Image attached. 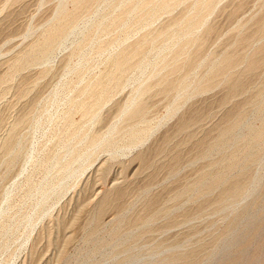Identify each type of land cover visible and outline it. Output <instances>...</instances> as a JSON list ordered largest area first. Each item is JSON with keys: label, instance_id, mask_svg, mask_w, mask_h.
<instances>
[{"label": "rangeland", "instance_id": "obj_1", "mask_svg": "<svg viewBox=\"0 0 264 264\" xmlns=\"http://www.w3.org/2000/svg\"><path fill=\"white\" fill-rule=\"evenodd\" d=\"M5 1L6 0H0V7L3 6L2 4ZM58 1L59 0H16V2L14 1L15 3H13L11 0V3H13V5H11V3H10V7L8 6L6 9L0 11V78L1 77L4 78V79H2L3 81L0 79V82H2V83H0V86L5 83L4 82L5 79L8 80L10 78V79L14 80L13 81L14 83L12 82V84H11L12 86L10 85L11 88L9 87L10 89H8L9 92H7V91L5 92V90H4V92L7 94L2 92L3 87H0V94L2 92V94L0 95V140L6 134L7 127L11 122H13V120H15L18 117L21 118L23 114L26 115L31 109L33 110V111L31 110L33 113L35 112L34 109H36V108H37L36 112L38 111L37 113L35 112L34 115L31 114L32 116H30V117H29V115L32 112H29L28 113L29 115L26 117V119H28V122L32 121V123L25 122L26 121V119H25L24 124L23 123H22L23 125L20 124L17 131L15 132L16 134H14V138L16 137L15 138L16 143H19V142L21 143L23 140L24 141L20 145L21 147L17 150L19 157L15 159V161H14L15 163L14 162L12 163L13 166L11 164V166L9 167V170L6 166H1L2 168L0 167V229L3 227L0 231L1 232H2V230L4 231V229H5L4 227H7L8 221L11 222V223H8L9 227L7 230H9V231L7 232L5 230L2 234L0 233V240H1L0 241L1 242L0 243V264H135V262H134L135 260L139 262V263L136 262V264L137 263L140 264L141 261L143 264H145L148 261L149 262L162 261V260L166 259L167 257H168L167 259H169L170 256H175V255L176 256L184 255L185 257L188 256L189 259L187 260V264H189V263L190 264H200V263L201 264H264V210H263L264 209V205H263L264 204V201H263L264 196H262L264 193V188H263L264 187V180L261 179L262 180L261 183L263 185L260 184V186L258 183L261 180L259 182L257 181L258 179H260V177L264 178V176L262 175L264 173V171H263L264 164L261 162V161L264 162V158L261 157L262 154L264 155V152L259 155V158H257L258 156L254 157L255 160H256V158L259 159V161L257 160V162L255 163L256 165L257 164L259 165V166L257 165V167L259 168V167L263 166V168L261 167L258 169L256 166H251L252 165L251 163L253 162L251 160L250 161L251 163L249 162V166H248V163L245 165L246 166L245 169H238L239 172H237V170L236 171L233 170L232 172H229L226 174L227 177L224 175L225 179L223 178V180L220 181V183L217 181L216 186H215V184H212L211 185L212 187L210 188V190L212 189V191L214 193H212V191L208 190L209 193L207 194V196H209V197L202 196V198H201V197H199L200 195L199 196L194 195L195 198H194V196H191L193 198H190V197L188 198V195H186V196H183V199H181L182 197L177 196V194L180 195L181 191H183L184 188L190 187V185L192 183L199 180L202 177L201 175H204L205 173H208V172L210 174H211V172L212 173L217 172V171H213L212 168L214 165H212V164H213V162H217V160L220 161L219 159H217L218 157L220 159H222L224 156L222 157L221 153H220L221 154L220 155L219 153L216 154V152H215L216 155L214 153H212L210 156H207L208 158L206 157L207 158L206 159L205 156L207 154L205 152H206V149L208 150L209 148H211L215 145V143L218 139H216V141L214 139L216 138V136L218 137V134H217L218 131L220 132L221 129H223V127L226 126V125L224 126V121L228 120L229 122H231V121H233L234 117L240 118L239 115L241 116V114L245 115V116H248L249 114L251 115V113H249V114L246 113L250 110L249 104L251 103V99H252L251 96H248V97L242 96L241 98H237L236 99L237 101L232 102L233 104H230L229 105L230 107L227 106L226 110L220 109L219 105L220 106L223 105L224 104L223 101L226 99L224 96L227 97V95L230 96V94H231V93H229V94L227 93L228 91L226 88L229 85L230 86L228 87V89L230 88V91H233L231 89H238V88H241L243 86H244V88H250V86L252 88H257L258 81L260 80L259 81V85H260L261 81L263 80V79H261V77L264 76V75H262V72L259 71V73L258 72L254 73L256 76L253 74V77H252V74H250V76L249 75L248 76L243 75L244 78L245 77H247V78L244 79L242 76V78L245 80L244 81L240 77L242 79V81L239 80L240 78L238 79V81H240L238 83H240V84H238L237 81L235 80L232 83L231 82L228 84L226 83V85H228L226 87H224L225 84H222V86L220 85L221 87L214 89V91L212 90L210 93H208L207 95H205L203 97L202 96H199V97L195 96L188 103H186V105H184L182 107L183 109H181V113L179 112V114L176 118L168 121L166 123V125L164 124L163 126H161V128L158 131H156L154 133V135H152V137L150 138L149 141H147V143L145 144V147L143 149L137 150L135 152L133 151V153L126 151L128 153L127 154L126 152H123L125 150L124 148L126 146L125 143L128 142V139H126L127 138L126 136H128V135H126V134H127V131L129 129H126V127L131 128L132 125H134V123L131 121H129V122L121 121L120 123H116V118L118 116L120 108H122L123 105L127 103V100H130L128 98L130 96H128V95H131L130 98H132V96H134L136 94V93L133 94V92H136L137 88H139V87L143 88L142 87L143 82L145 83V79L148 76L147 73L145 74V72L148 71V73H149L150 72L149 68L151 70V67H148L149 64H148V66H146L147 67V70H146V67H145L146 63L145 64L143 63L144 67L143 66H142L143 68L138 67L139 68L138 70L140 71L142 69L141 70L142 72L140 71L139 73H144L146 76L145 75L141 76V74L139 75V73H136L137 72L136 66H140L138 64L135 65L136 62L138 61V59L140 58V57H138L137 61L134 60L135 62L132 63L135 66V68L133 67L135 69V71L133 70V72H132V67H131V69H129L130 70L129 74L127 73V74L123 75V77L122 76L119 77L120 80H122L124 78V76H126L125 79H123L121 82L117 83L119 85L115 84L118 86V88L123 87V89L121 90L122 92L120 91L118 94H116V96L112 100L113 102L111 101L110 103H108L106 105V107H104V109H102V112L100 113L102 116L101 121H99V123L94 124V125H91V124L86 125L89 122H85L86 120H84V121L82 120L79 123H82L81 125H82V127H84L85 131L83 130L81 125H77L78 128H76L77 127L76 126L75 128L71 129V130L75 129L74 132H77L78 134H80L79 136H81L82 134H84L87 131H90V132L92 131L91 133L93 135L100 137L102 134H103V136L107 135L109 133L108 131L112 130L111 127L113 124V127L116 126V128L114 129V130H116V131H114L116 133L113 132V134H115L114 135L116 137L115 141L118 143V144L115 143V145H118V146L121 145L122 146L124 144L123 145L124 147H118V150H116L117 146H115V147L113 146V148L110 147L111 149L107 148V149H110V151L112 149H113L112 151L115 150L116 153L112 152V151H111V153L110 152L108 153L107 149H104V151H103V149H100V150L99 149H93L91 151L92 148L90 150H88L90 147L87 148L83 142L82 144H84V145L80 144V145H82V149L79 151V149L77 150L78 147H75L76 145H78L79 148H81L79 145V142L78 143L76 142V141H78V139L77 140L69 139L70 136L66 134V132L68 133L71 131L70 129H68V131H67V127L70 128V126L67 124L66 121H64V123H62L63 120L60 121L61 120L60 119L59 122L57 123V121H55V119L58 120L59 117L62 118L64 116L65 112L67 113L69 111L67 108V106L69 107V101L73 98L76 99L75 95H77V92L79 91L80 88H81L80 90H82V87L83 88L85 87L86 81H87L86 82V85H87V83L89 84L92 81L93 82H95V80L97 81L98 76H99V79L101 78V75H102V77H103V75L106 76V74L108 73V70H109V67H106V64H107V66H109V64H108V62H101L102 59H103L102 61H104L106 59L105 57H107V55H104V53H105L104 49L106 52L108 51L107 54H109V51L111 52V49H112V48H107L110 46V44H111L110 42H112L116 38L115 35H117V34L119 35V36L117 35L118 38L122 37L124 35L123 31L125 30V28H123V29L120 28V29H116V30L112 29L113 32L111 30L112 33L111 32H110L111 34L108 33L109 38H108V36H106L108 34L99 35V33L98 34L96 33L97 36L94 35L95 34L94 29L96 28V25L100 20V17H102L103 15H105L107 13L105 10H108V8L106 9L105 7L101 6L98 3L100 0L99 1L95 0V2L101 6L100 7L101 11H100V8L98 7V11H100L99 12L100 14H98L97 17L95 15L96 14L95 13V10H96L95 6H97L98 4H96L95 2H93V4H95V5L94 6L92 5V7L94 9L92 8V9H90V11H88L91 14L93 13L92 15L93 16L95 15L94 17L90 13L87 14L86 11L89 10L87 8H86L87 9L86 11L83 9V11H85L84 13L81 12L82 10L79 12L82 14L86 13L84 15V16L87 15L86 17H84L81 14L79 15L78 13H77V17H76L77 19L81 18L82 22H83V20L92 21V23L94 25L91 22H89L92 25L87 23V26H85L86 22H83V23L80 22L79 24L80 25L83 24V26L81 27L78 25L79 28L77 27L78 28L77 30L83 29L82 30L83 33L80 30L79 31L81 33L75 29L74 31H72L73 33L71 32L69 34L70 36L68 35L66 37V39L68 38L67 40L66 39L62 40L64 44L62 42H59V44L56 45V46H58L59 49L57 47L56 48L59 51L55 48V50H54L55 52L53 51L52 55L47 54L46 55L47 57L45 56L46 58L45 57L41 58V59H44L46 61H44V60L42 61L41 59H38V62L35 61L36 62L35 63L33 61L34 59L32 60V58H30L27 60L28 62L26 61L24 64L25 69L23 70V73L22 72L16 73L15 68H13L11 66L12 62H11V64H5V63L6 62L10 63L8 61H10V60L12 61L16 58L18 59L19 58L18 56H20V54H21V56L25 55L26 52H29V50L33 47L31 44L34 43V45H37V43L39 44V43L43 42V40L41 41V39H44L43 38L44 34L41 35L40 33L43 32L42 28L44 27V25H46V23L49 22V20L52 19V17L55 18L56 12H57L56 9L58 8L56 6H58L57 4H60V1L59 2ZM146 1H149V0H146ZM192 1L193 0H191V3H190V0H189L188 1L189 4L192 5V3H193ZM261 1L263 2V0H227V1L223 2L224 4L220 3L218 5L219 9L216 8V11L211 15V17L209 18L210 20H208L209 25L212 27H211V31L205 35L206 36L205 41L207 42V46L204 47L203 51H202V54L204 55V57L206 54L205 53L206 51L204 50L205 48H206V50L209 51L206 54L207 56H208V54H210V52H213L214 54L221 52L220 54L224 55L225 50H227V52H228V48L226 46L231 45L230 43L233 42L234 44H237L236 42L244 40L245 37L246 38L247 37L252 38V35H254L256 28H257L256 23L258 21H260V19H258V18H260L259 16L264 15V11L263 10H262L263 12L261 11V4H262ZM100 2H102V1H100ZM188 2H185V3L187 4ZM189 4H187V6ZM184 5L185 4H182V7ZM191 5H189V6H191ZM189 6L187 7V9L185 7H183L185 11L182 15L179 13H182L180 11H183V10H181L183 8L179 7L177 10H174V12H173L174 15H172L173 20L178 18V17H176L178 15L180 17L177 20H180V18L190 10ZM102 9H103V11H102ZM55 10H56V12L54 13ZM91 10H93L94 12H92ZM118 14H119V12H118ZM118 14H116V15H118ZM78 15H79V17H78ZM144 15L145 14H143V13L140 14V16L142 18L146 17V16L144 17ZM80 16H83L85 19L80 17ZM252 16H254V17H252ZM88 17H90V18H88ZM141 17H140V19H142ZM168 17H166V16L162 17V18L159 17L158 18L159 20H156V22H154V27L151 26L153 29L150 27L151 31H149V33L147 32L148 30L147 31L144 30V31H146V33H144V31H142L143 33L140 32L137 35L138 37H136V38L140 39L139 36H141V35H142L141 38L144 37V35L147 37L149 35V38H150L152 36L151 35L152 31L154 33L153 34L154 36H152V38L155 37L157 34L156 31L157 30L159 31V29L160 30L163 29L166 26V24H168V23L165 24V22H168V19L171 18V15H169ZM93 18H95L97 20V22L95 19L93 20ZM97 18H99V19H97ZM250 18L251 19L254 18V20H256V21L252 20L253 22L250 21L249 23H247L246 21H249L248 19H250ZM52 20H54V19H52ZM135 20H139V16L135 17L133 19V21H135ZM244 20H245V22H244ZM170 21H172V19ZM240 22H241V24L247 23L248 27H246V29L244 28V30H245V31L243 30L244 34L242 32V34L240 33L239 35H237L238 38L235 42L236 38L232 36L231 31L234 32L235 29H233V28L234 27L236 28L237 26H239ZM251 23L253 25L254 24L255 25L253 26ZM40 26H41V28H40ZM84 26H85V28L87 27L86 29H88V28L90 29L93 26L92 27L93 29L91 28V30H90L91 33L87 32V34H89L90 38L88 35H87V37H85V39L82 37L84 35V31L86 30L85 28H83ZM254 28H255V30H254ZM27 29L31 32L27 35V37L23 38L24 33L26 31H28ZM37 30H39V31H37ZM118 30H121V31L119 33H117ZM40 31H42V32H40ZM114 31L116 32V34ZM121 32H122V34H121ZM160 32L161 31H159L158 34ZM147 33H148V35H146ZM234 33H233V35L235 36ZM90 34L91 35L93 34L92 38H93V36H96V38L94 37V39L95 40L97 39L96 40L97 42L95 40H93V41L90 40V39H92ZM110 35H111V37H110ZM100 36L102 37L101 41L104 42L105 45H106V42L108 41L107 47L105 45H102L101 44L102 42L100 43V38H101ZM79 38H81V39L83 38L84 44H86L85 47L83 45V48L81 50V54L86 49H87L86 52H88V50L90 52H88V53L85 52V53H83V55L80 54V59L78 58L79 56L76 57V59H78V61H77L75 58L72 57V55L76 52H74L73 49H70V47L72 45L75 46L78 42H80L81 39H79ZM87 38H89L88 41L89 40L91 41V42H88L89 44H87V42H86ZM233 38H235V39H233ZM36 39H38V40H36ZM75 42H77V43H75ZM206 42H205V45H206ZM72 43H75V44H72ZM233 43H232L231 47L234 48V50L236 48H239L237 45L236 46L233 45ZM59 45L60 46L62 45V47H59ZM87 45H91V46H89V49H88ZM99 45L101 46V49H102V47L104 49L101 50ZM147 45H149V44H146V46ZM96 46L98 48H96ZM144 46H143V49L145 50ZM156 46L157 47L160 46V47L158 49H156L157 47L154 48V50H153L154 52H152V54H151L152 56H155L156 54L158 55V53L160 56L164 52L163 51L164 49L161 50V47L164 46L162 43L160 45L157 44ZM28 47H31V48L28 49ZM231 47L229 48L230 51L228 53L231 52L232 54H234L235 51L237 52V49L235 51L233 50L234 51L233 52L231 50L232 49ZM72 48H73V46H72ZM94 48H96V49H94ZM90 49H92V50H90ZM148 49H149V46H147L146 50H148ZM158 50H160V52H157ZM241 50L242 49L239 48L237 53H239ZM69 51L74 52V53H72V55H71V53L69 54ZM101 51H103L102 52L103 56H102V54L100 55ZM222 51H223V53H222ZM98 52H100V53H98ZM94 53H96V54L98 53L97 55H99V57L97 55L95 56ZM213 53H211V54H213ZM240 53H242V51ZM85 54H88V55H85ZM200 54H201V52H199V54H198L197 62L199 61V59L201 60V58H204L202 54H201V58H200L199 57ZM225 54H227V53L225 52ZM69 55L71 57H69ZM84 55L87 57H85ZM67 58H69L74 64L72 62L70 63V61L68 62L69 59L67 60ZM81 58H83V60ZM150 58L152 61L155 57L154 58L150 57ZM74 59H75V61H74ZM67 62L69 65L66 64ZM39 63H41L42 65ZM29 64H31V65H29ZM32 64H34L33 66H35V67H30V66H32ZM8 65H10V66H8ZM104 65H105V68H104ZM42 66H43V69L45 67V69L51 68V70L52 69L53 70L46 77H43L44 79H41L42 81H39V79L41 78L39 71L42 70L41 69ZM69 66L73 69L75 68V70H73L71 68H70L71 69L70 70ZM93 66H94V68H93ZM9 67H11L12 69H10ZM89 67L91 68V70L94 69L96 71L92 70L91 71L92 73H90V70H88V69H90ZM65 68H67V70ZM79 68H81L80 71H77V69L79 70ZM86 68H87L88 72L86 71ZM106 68L108 70H105L104 72H102L103 69H106ZM7 69L10 70L11 73H9ZM63 69L65 70L64 72L67 73V75L62 73ZM98 69H100L101 71ZM12 70H14V71H12ZM68 71L69 72L70 71L71 72L76 71L78 73H75V72L71 73L70 72L71 73V75H70V73H68ZM79 72L83 74L82 76L85 79L84 78L82 79V76H79ZM84 72L86 73V75H84L85 74ZM105 72H107V73L105 74ZM131 72L138 74L140 78L135 77V76H138L135 74L134 75L132 74L133 75L132 77H135V78H131V76H130ZM101 73H103V74H101ZM202 73H204V71ZM243 73H245V71ZM76 74H78V75H76ZM96 74H97V76H96ZM91 76H92V78H91ZM128 76H130L131 79L128 78L127 79L128 83H127L124 80H126V78ZM13 77L14 78L16 77V78L13 79ZM87 77H89V78H87ZM143 77L144 78L146 77V78L144 79ZM159 77H161V75ZM159 77H156V79L152 78V80H154V81L149 80V83L151 81L152 85H151V83L150 84L145 83L144 88H146V89L149 88L148 90H151L150 88H152L155 85L153 83L154 82L156 83L157 80L158 81L160 80ZM37 78H39V79H37ZM74 78H75L76 82L78 81L77 83L75 81H73ZM119 78L116 81H119ZM256 78H258V79L260 78L258 81H256L257 83L255 82V80H257ZM262 78H264V77H262ZM70 79L72 81H69ZM88 79H90L91 81ZM134 79L135 80L137 79L138 81L136 80L135 81L136 83H135L133 81ZM147 80H146V82H147ZM35 81L39 82L40 84H38V87L36 86L34 89V84H36ZM123 81L127 84L126 86H125V83ZM64 82L65 83L67 82V83L65 84ZM79 82H80V86H81L82 82L84 83V85L82 83V87H80V88L78 86ZM247 82L250 83L251 85L248 84ZM72 83L75 86H76V84H78L76 86L78 90L77 89L75 90L76 87L72 86L73 85ZM123 83H124V85L121 86ZM158 83H156V85ZM255 83H256V85H255ZM31 84H33L32 85L33 89L30 86ZM63 84L65 86L72 84L71 85L72 87L68 86L67 91H66V87ZM148 84L151 86L147 88L146 86ZM236 84H238V86H236ZM135 85H137V88H135L136 87ZM233 85H235V86H233ZM246 85H248V86L250 85V86L247 87ZM259 85H258V87H259ZM27 86H29V88H27ZM231 86H232V88H231ZM155 87H157V86L153 87L154 90H156L158 88V87L157 88H155ZM109 88L114 89V82H113V85L111 84V86ZM1 89H2V91H1ZM22 89H25V90L28 89L30 92L27 93L28 90L25 91ZM96 89H94V90L99 91L98 88H96ZM21 91L23 93H25V95L26 94L27 95L25 96ZM58 91L60 92V94ZM96 91H94V92H96ZM74 92H76V93H74ZM71 93H74V94L71 95ZM53 94L54 95L56 94L55 97L53 96ZM162 94L163 93H157V95H160V96ZM150 95L151 96L153 95L152 99H151V97H149ZM150 95L148 94V96H146L147 97L146 99H148V97H149L148 102L146 99L143 100L144 102H146V103H144V107H145V110L147 112V113L145 112V114H146L145 119L148 118L147 120H145L143 127L144 128L146 127L147 129H149V126L151 124H152L151 126H153V125L156 126V124H154V123L155 122L157 123V121H160L163 118V116L165 114L164 111H166V108L168 107V104H169V100L172 98V94L169 95L168 98L166 97L167 96L166 94H163V96H161V97L160 96L156 97L157 95H155L154 92H151ZM68 96H71V97H68ZM163 97L166 98L168 101L166 99H164ZM245 97L249 98V99H246ZM66 98H67V100H66ZM82 98H84V99H82ZM82 98H81L82 100L80 99L79 101L80 102L84 101V103H85L86 98L85 97H82ZM238 99H240L242 101V106L244 105V102L247 101L248 104L246 102L245 105L247 106V108L249 107V109L246 110L245 109L246 106L245 107L243 106L244 108L241 106L242 108H240L239 103L241 101L239 102ZM243 99H246V100L243 101ZM88 100H91V98ZM248 100H250V101H248ZM63 101H65L64 105H67V106L63 105V103H64ZM125 101H126V103H125ZM66 102H68V103H66ZM166 102H168V103H166ZM89 103H91V101L90 102L88 101V103L86 105V107H88V108L90 107ZM234 103H236V104H234ZM238 106L240 108L239 111L237 110V109H239ZM86 107L83 109L84 111H82V113H80L81 111L80 112L76 111V110H78L77 108H75V110L72 109L71 110V111H73L71 113V114H73L72 119L77 121L78 117H80V115L82 118V116L85 114L84 112H88L90 110V109L87 110L88 108L86 109ZM62 109H63L64 113L62 112V114H59ZM217 109H220V110H217ZM232 110H234V111H232ZM75 111L77 113L78 112L79 113L77 114ZM215 111H217L218 113H215ZM89 112L92 113V109ZM249 112H251V110ZM233 114H235V115H233ZM73 116H75V117H73ZM231 116L232 117L234 116V117L231 118ZM56 117H58V118H56ZM185 117H186V119H185ZM30 118L31 119L35 118L36 120L35 119L30 120ZM199 118L201 119V121H202L201 123L203 125L206 122L205 125L202 126V128L204 127L203 129L202 128L197 129V127H195L197 130L194 129L195 130V132H194L193 129L190 128L192 132L190 131V129H188L187 133L184 132V134L180 131V130H182L180 125L185 124L186 121L188 123V122L194 121L196 119L200 120ZM149 119H150V121L148 122ZM113 120H115V121H113ZM33 122H35V123H33ZM112 122H114V123H112ZM225 122H226V124H228L227 121H225ZM27 123H28V125H26ZM115 123L118 125H115ZM146 123H148V126H146ZM62 124L64 125V127ZM65 124L67 125V127ZM56 125H59V127L61 126L59 128V131L57 130L58 128ZM124 125L126 126L125 128H124ZM222 125H223V127H222ZM121 126H122V128H121ZM151 126H150V128L154 127V126L153 127H151ZM85 127L86 128L89 127V128L86 129ZM62 129L65 132H63ZM78 129L80 130V132H82V131L83 132L79 133ZM178 129H180V130L178 131ZM120 131H121V133H120ZM242 131L243 132L240 131L241 134L245 133L248 136V134H247L248 132L246 131V129L245 130L242 129ZM58 132L60 134H58ZM62 132L64 133V134H62V135H64V140H63V137L62 138L59 137ZM192 133H194L193 136H192ZM245 134L243 136L239 134L240 136L239 135L238 136L241 138H246ZM116 135H119V136H116ZM188 135H191V136H188ZM19 137H20V139H18ZM124 137H125V141H123ZM61 139L63 140L62 141L63 143L60 142ZM18 140H20V141H18ZM51 140H52V142H51ZM69 140L74 141L76 145H73L74 142H70ZM211 141H213L214 143ZM65 144H67V145L65 146ZM126 144H128V143H126ZM57 145L61 148H59ZM72 145L74 148L72 147ZM16 146L18 147V145H16ZM83 146H85V147H83ZM71 147H72V149H74L73 150L74 152L79 151V155H81L80 158L81 159L84 158V159L81 160L79 158V160H77L74 163V165H72L73 167L71 166L72 168L71 167L69 168V173L68 174L66 173L65 174L66 176L63 174V177H62V172L64 171L63 170L64 165H62V164H65L68 162L67 161L68 158L66 159V156L70 152ZM84 148L86 150H88L89 152L84 150ZM62 149H65V150H63L64 153H62ZM119 149H120L121 153L119 152ZM82 150H84V151H82ZM95 150L97 152H99V154ZM59 151H61L60 153H62V155H60ZM85 151L88 153L86 154ZM93 151L96 152V154ZM101 151H102V153H101ZM138 151L142 152L139 156L137 154V153H139ZM202 151H203V153H202ZM56 152H58V154H57L58 156L55 155ZM91 152L94 155L91 154ZM143 152H144V154H143ZM63 154H65V156ZM88 154H91L92 157L90 155H89L90 157L89 156L84 157L85 155H88ZM82 155H84V156L82 157ZM47 156H49V157H47ZM52 157L54 158L53 160H52ZM59 157L63 158V160L65 162ZM214 157H215V159H214ZM3 158H4V155H3ZM45 158H50L54 164H55V160L57 159L56 162H57V164L61 163L62 166L61 165L60 166H61V168L63 167L62 170H60V167L56 168L57 164H55L56 165V166H54L55 169H53V166L50 164V163H52L51 160L47 159V161H45L46 160ZM58 158H59V160H58ZM89 158L90 159L93 158L94 160L96 158H99V159L95 160V162H97V163H94L93 162L94 160L93 161L91 160L93 163H92V166L91 165L89 166L87 164L88 163L91 164V161H86V160H90ZM198 159L201 161H199ZM260 159H261V161H260ZM80 160L82 161V162H80V165L82 164L81 166H79ZM84 160H85L86 164H85V162H83ZM42 161H43V163L45 162L44 163L45 165H40V167L37 166L38 164H41ZM189 161H191V162H189ZM47 162H48V164H47ZM193 162H195V163H193ZM209 162H210V164H209ZM260 162H261V165H260ZM188 163H190V164L192 163L193 165L190 166V164H188ZM186 164H188V165H186ZM46 165H48V166H46ZM49 165H51L50 167H52L50 169L52 172L49 170L50 173L47 169L46 170H44L45 168L42 169V167H44V166L49 169L50 168ZM84 165H87V166H84ZM209 165L211 168L209 167ZM250 166L253 168V170ZM150 167H151V169H150ZM254 167L256 168V170L254 169ZM247 168H248V170H250L249 173L246 170ZM40 170H42V171H40ZM58 170H60L61 172H58ZM215 170H217V169H215ZM243 170L246 173L245 172L243 173ZM46 171L49 173V176L51 178H52V176L55 177L57 175L62 177L61 183L59 182L60 177H55V180L57 181L56 182L54 180V182H53L55 184V186H57V187H55V189L52 188L54 186L52 183L54 178L51 179L47 175V179H46V177L44 176V175H46ZM172 171H174V172H172ZM220 171L221 170H219V172ZM251 171H254V172L252 173ZM3 172L5 173V176H3V174H4ZM57 172H58V174H57ZM199 172L201 175L198 174ZM241 172L244 175L243 174L240 175ZM250 172L252 175L254 173L257 175L258 173L260 174L262 172L260 174L262 176H260L258 174L259 178L254 177V176L252 177V176H250ZM228 175H230L229 176L230 178L228 177ZM239 175L241 178H237V177H239ZM242 175H243V177H242ZM245 175H246L247 179L250 176L249 179L248 180L246 179L245 180L246 182L245 181L238 182V180H240V179H242V180L245 179L246 178ZM194 177H195V179H194ZM198 177H199V179H198ZM231 177L232 178L234 177V178L232 179ZM251 178L254 179V181L256 180L258 182V183H254V184H256V185L258 184L257 186L261 190L258 189V187L255 188L256 193H258L257 196H255L256 193H255V195L254 194L252 195V193H254V192H252L250 194V195H252V197L249 196L248 200L246 198L247 201L245 200V202H242V201L238 202L239 204L242 205V208L250 209V210H248L249 212H247V213H249V217H248V214L245 212V211H247V209L246 210H244L242 208L240 209L241 206L239 204L237 205V207L233 206V205H231L232 207L229 206L230 208H228V210L226 209L228 206L227 207L224 206L225 207L224 208L222 206V204L224 203L223 201L225 199H223V201H219V200H222L221 196L224 195L223 198H225V197L227 198L228 195H232V196H234L235 194L238 195L237 193L234 192V189L236 192H238L240 190L238 188L237 189L238 191H237L236 187H240L242 190V187L244 188V185H246V183H248V181ZM50 179L52 181H50ZM189 180H190V182H189ZM231 180H233V181L231 182ZM183 181H185V182H183ZM26 182H28L27 183L28 187H27V185H25ZM47 182H48V184H51L50 185L51 188L48 184H46ZM222 182H225L224 184H226V183L227 184L224 186V184H221ZM184 183L186 184V186ZM187 183H189V184H187ZM232 183H233V186L231 189ZM234 183H237L239 186L237 185V186H235V188H233L235 185ZM29 184H30V187H29ZM58 184H59V186H58ZM183 184H184V188H183ZM254 184H252V185L254 186ZM32 185H34V186L37 185V186L35 188H33ZM213 185L215 188L213 187ZM221 185H223L225 188H227V190L230 189L231 191L229 192L226 189L224 190V187H222ZM252 185H250V186H252ZM38 186H41L42 188L40 189ZM44 186H49V187L48 188L46 187L47 189H45ZM43 187H44V189H43ZM217 187H219V188L217 189ZM254 187H256V186H254ZM30 188H31V190H30ZM115 188L117 190L113 194L112 190ZM249 188H250V191H251V188H252V191H254L253 187H249ZM145 189H146V191L149 190V192L146 193V191H144ZM186 189H188V188H186ZM201 189L203 191V188H201ZM27 190L28 191L30 190L29 191L30 193ZM216 190H217V193H216ZM142 191H144L145 193L143 192V194H142ZM218 191L219 192L222 191V193H221L222 195L220 193H219L220 194L219 195ZM257 191H259V192H257ZM228 192H229V194L226 195ZM42 193L46 194V197L43 196ZM233 193H235V194H233ZM209 194H211V195H209ZM144 195H147V196L144 197ZM42 196L45 198H41ZM253 196H255L256 199H254L255 197H253ZM258 196L260 197V199L263 198V199H261L262 203L260 200H258V198H259ZM104 197H106L107 200L108 201L110 200V201L107 203L108 205L106 206V208L105 207L103 209L101 208L103 211L99 212L101 210L99 204L102 201V198H104ZM185 197H187L188 199H186ZM214 198H215V200H214ZM250 198H252V199L250 200ZM41 199H43V201ZM175 199H177V200H175ZM184 199H186V200H184ZM192 199L194 200V202L192 201ZM253 199H254V201H252ZM178 200H180V202H177ZM212 200H213V202H212ZM167 201H168V203H167ZM188 201L190 203H188ZM215 202H217V203L214 204ZM175 203H177V204H175ZM179 203H181V205ZM184 203H186V204H184ZM243 203H246L247 207H245V204L243 205ZM252 203L254 205H252ZM212 204L215 207H217V209L216 208L213 209L214 206ZM131 205H132V210H131ZM165 205L167 207V210L171 211L172 213H174L178 208L179 209L177 210V212L174 213V215L171 214V212H170V214L166 215L165 212H167V210H166ZM173 205L176 207V210H175V207ZM209 205H212L213 208ZM168 207H169V209H168ZM220 208H221V210L226 209V210H224V212L226 211L227 213L226 212L224 213L222 211L224 213V214H222V212H220L221 211ZM233 208H234L235 212L233 210H232L233 212L230 210ZM255 208H257L258 210ZM180 209H181V211H180ZM253 209H255V211H257V212H255ZM129 210H130V212H129ZM164 210H165V212H164ZM240 210H244V212L243 211L242 212H243V214L246 213L245 216H247L246 217L247 219L244 217V215L242 214V212ZM182 211L184 213H182ZM199 211H200V213H199ZM131 212L132 213L134 212L133 213L134 219L135 218H139V219H136V221H134L133 214H131ZM144 212L148 213V214H146V215H148V217L144 214ZM239 212L243 216L242 215L240 216ZM121 213L124 216L126 215V217L125 218L122 217L120 215ZM129 213H130V215H129ZM197 213H199V214H197ZM216 213H218V214H216ZM235 213L238 215H236ZM135 214H136V217H135ZM142 214H144L145 216ZM149 214L152 216H150ZM219 214H221V215H219ZM227 214H228V216H227ZM229 214H231V215L229 216ZM127 215H129V217ZM169 215H170V217H169ZM96 216H98V218ZM119 216H120V218H119ZM155 216H156V218H154ZM164 216H167V217H164ZM238 216H240V218L237 219L238 221L233 220L234 217L238 218ZM224 217H226V219ZM146 218H147V220H146ZM165 218H167V219H165ZM92 219H95V223L90 222V224H89V221H91ZM114 219L116 221L115 223H113ZM150 219L151 220L153 219V221H152L153 224H154V220H155L154 225L152 224V222L147 224V222ZM5 220L7 221L6 224H5ZM124 220H127V223H126V221L123 222ZM139 220L140 221L142 220V221L139 222ZM231 220L233 221L234 224L236 222V224H235L236 227L233 223L231 224V222H232ZM120 221L122 224L125 223L123 226H125L127 224L125 226L126 228L123 227L122 224H120ZM156 221H157V223H156ZM131 222L133 223V225H131L132 224ZM237 223H239V224L241 223V224L239 225ZM2 225H4V226H2ZM32 226H33V228H32ZM90 226H93V227H91V229H90ZM121 226H122V228H120ZM143 226H144V228H143ZM231 226L233 227V229H231L232 228ZM10 227H11V229H10ZM259 227H260V229H259ZM113 228H119L123 231H129V232L134 230L133 231L134 235H137L136 236L137 238H136V240L125 242L124 244H122L120 246V244H121L120 242L123 243L125 241L126 235L125 236L119 235L117 237H114L115 239L114 238L112 239L111 236H108L111 239V240H109V238H107V236H106V234H107L106 232L109 233L110 230ZM135 228H137V230H138V228L142 229V230H140V231L138 230L136 232ZM98 229L100 231H101V229H103L104 232H100ZM252 229L257 230V231L254 232ZM49 230H50V232H48ZM89 230H91V232H89ZM95 230H96V233H94ZM229 230L230 231L233 230L232 231L233 233L232 232L230 233L231 235L226 234V233L230 232ZM86 232H88V233H86ZM135 232H136V234H135ZM235 232H237V233H235ZM93 233L95 235L98 233L97 234L98 238H97V235H96V237H95V235L93 237ZM255 233H257V234H255ZM28 234H29V236H28ZM232 234L235 236H232ZM88 235L90 237H88ZM91 235H92V237H91ZM39 236H41V237H39ZM223 236H226V237L223 238ZM37 237H38V241L36 240ZM102 237H103V240L104 239L108 240V242L106 240V244H105V242L101 243ZM119 237H120V239H119ZM219 237H221V240ZM228 237H229V239H228ZM89 238H91V239H89ZM93 238L94 239L97 238L95 241L98 240L97 243L100 245L99 246L100 248L98 247V250H96L98 245L94 241ZM99 239H101V242H99L100 241ZM90 240L93 242H91ZM115 240L116 241L121 240V241H117L118 245H114V244H116ZM113 241H114V244H113ZM218 243H220V244H218ZM33 244H36V245H33ZM112 244L116 247H114ZM118 246L120 248H118ZM122 246L124 247L125 250H122L123 248L121 249ZM174 246H176L175 248H177V250L174 248ZM159 247H160V249L158 250ZM184 247H185V249H184ZM163 248H165V249H163ZM126 249H127V254L125 253ZM169 250L171 252L168 253ZM214 250H216V251H214ZM162 251H163V253H162ZM164 251H166V252H164ZM212 251L215 252V253L213 252L214 255H212L211 258L208 259V261H204L205 259L209 258L210 254H213ZM120 253H122V254L125 253V254L121 255ZM121 256L124 257V259ZM193 256H194V258H193ZM127 258H128V260H127ZM121 259H122V261H121ZM194 259H195V261H194Z\"/></svg>", "mask_w": 264, "mask_h": 264}, {"label": "bare ground", "instance_id": "obj_2", "mask_svg": "<svg viewBox=\"0 0 264 264\" xmlns=\"http://www.w3.org/2000/svg\"><path fill=\"white\" fill-rule=\"evenodd\" d=\"M16 2V0H12V2L13 3H15ZM60 1V4H57L58 6H56V7H58L56 10H57V12H56V10L54 11V13L56 12V16H55V18L54 17H52V19H54V20H52V19H50L49 20V22H45L46 23V25H44V27L42 28L43 30V32L42 31H40V32H42V33H40L41 35H43L44 34V39H41V41L43 40V42H41V43H37V45H34V43L33 44H31L33 47L31 48V47H28V49H30L29 50V52H26V54L25 55H22L21 56V54H20V56H18L19 58L17 59H14V60H10V61H8V62H10V63H5V64H11V62H12V64H11V66L13 67V68H15V70H16V73L18 72V73H20V72H22L23 73V70L25 69V66H24V64H25V62L28 60V59H30V58H32V60L35 62V61H37L38 62V59H41V58H43V57H45L47 54H50V55H52L53 53V51L55 50V48L57 47L58 48V46H56V45H58L59 44V42H62L63 43V41L62 40H64V39H66V37L72 32V31H74L75 29L77 30L79 27H78V25L79 26H83V24H79L80 22L81 23H83V22H86V25L85 26H87V23H89V22H91L92 23V21H88L87 19L88 18H90V17H88L86 20L88 21H85V20H83V22H82V20H81V18H79V19H77L76 17H77V13L80 15H85V14H82V13H79L81 10V12H85L87 9H89V10H87L86 12H87V14L88 13H90V12H88V11H90V9H92L93 7H92V5L94 6L95 4H93V2H95V0H59ZM58 1V2H59ZM96 1H99V0H96ZM100 1H102V2H100ZM98 3L101 5V6H103V7H105L106 9L108 8V10H105L106 12V14L105 15H103L102 17H100V20H99V22L97 23V25H96V28L94 29L95 31H94V35H96V33L98 34L99 33V35H101V34H108V33H110L111 32V30L113 29H120V28H125V30L123 31L124 32V35L122 36V37H119L118 38V36L117 35H115L116 36V38L113 40L112 38V40L114 41H112V42H110L111 44H110V46L109 47H107L108 46V41L106 42V45H105V43L104 42H102L101 41V39H102V37L100 38V43L102 44V45H105L107 48H112L111 49V52L109 51V54H107V52L105 51V49L102 47V49H104V52L106 53H104V55H107V57H105L106 59L104 60V61H102L101 60V62H108V64H109V66H107V64H106V67H109V70L106 68V69H103V71L102 72H104L105 70H108V73L107 72H105V74H106V76H104L103 75V77H102V75H101V78L99 79V76H98V80L96 81L95 80V82H90L91 80L90 79H88V80H90L89 82V84L87 83V85H86V82H85V87L83 88L82 87V83H81V86H80V82H79V85L78 84H76V86L78 85L79 86V88L80 87H82V90H80L79 89V91L77 92V95H75L76 96V99H71L70 101H69V107L67 106V105H64L65 104V101H63L64 103H63V105L64 106H67V108H68V112L66 113L65 112V114H64V116L62 117V118H58V117H56V118H58V120H56L55 119V121H57V123L59 122V120L60 121H62L63 120V122L62 123H64V121H66L67 122V124L70 126V128L69 127H67V125H66V127H67V131H68V129H73V128H75L77 125H81L82 123H79V122H81L82 120L84 121V120H86L85 122H89L88 124H86V125H89V124H91V125H94V124H97V123H99V121H101V118H102V116H101V112H102V109H104V107H106V105L108 104V103H110L113 99H114V97L116 96V94H118L122 89H123V87H120V88H118V86L117 85H119V84H117V83H119V82H121L123 79H125V77L126 76H124V78L122 79V80H120V76H122L123 77V75H125V74H129V69H131V67H132V72H133V70L135 71V66H134V64H132V63H134L135 61H137V59H138V57H140L139 59H138V61L136 62V64L135 65H140V66H136V70H137V72L136 73H139L140 71L138 70L139 68H143L144 66V64H145V67L146 66H148V64H149V66L148 67H151V70H150V68H149V73H148V71H146L147 70V67H146V72H145V74L147 73V78L145 79L144 77V79H145V83H149V80H152V78L153 79H156V77H159L160 75H161V77H159L160 78V80L157 82L156 80V83H158L157 85H156V83L154 82L153 84H155L154 86H157V87H155V88H157L156 90H154V86L152 87V88H150L151 90H148L149 88L148 87H150L151 85H152V82L150 81V83H151V85H147L146 87L148 88V89H146V88H144L145 86H144V82H143V88H141V87H139V88H137V85H135L136 87L135 88H137V91L136 92H133V94L134 93H136L134 96H132V98H130L131 97V95H128V96H130V97H128L130 100H127V103H126V101H125V103L126 104H124L123 105V107L122 108H120V111H119V113H118V116H117V118H116V123H120L121 121H125V122H129V121H131V122H133L134 123V125H132V127L131 128H127L125 125H124V128L126 127V129H129L128 131H127V134L126 135H128V136H126L127 138L126 139H128V142H126V143H128V144H126L125 142V150L123 151V152H132L133 153V151L135 152V151H137V150H141V149H143L144 147H145V144L147 143V141H149L150 140V138L152 137V135H154V133L156 132V131H158L160 128H161V126H163L164 124L166 125V123L168 122V121H170V120H172V119H174V118H176L177 116H178V114H179V112L181 113V109H183L182 107L184 106V105H186V103H188L191 99H193L195 96H205V95H207L208 93H210L212 90L214 91V89H217L218 87H221L222 86V84H225V86L224 87H226V86H228V85H226V83L228 84V83H232V82H234L235 80L237 81V83L238 82H240V81H242V79L244 78V76H250V74H252V77H253V74L254 73H259V71L260 72H262V75H264V15L263 16H259L260 18H258V19H260V21H258L257 23H256V31H255V33H254V35H252V38H246L245 37V39L244 40H241V41H238V42H236V40H237V35H239L240 33L242 34V32H243V34H244V28L246 29V27H248V24L247 23H249L250 21H252V20H254V18H250V19H248L249 21H246L247 23H244V24H241V22H240V25L239 26H237L236 28L234 27L233 29H235L234 30V32H232L231 31V33H232V36L233 37H235V38H233V39H235V42L237 43V44H234L233 42V45H237L240 49H242L241 51H242V53H237L238 52V50H239V48H236L237 49V52L234 50V48H232L231 46H232V43H230L231 45H229L232 49V51L234 52V54H232L231 52V54L230 53H228L230 50H229V46H226L227 48H228V52H227V50H225L224 51V55L222 54H220V53H213V52H210V54H208V56L206 55L207 54V52H209L208 50H206V48L204 49L206 52V54H205V57H204V55L202 54V51H203V48L204 47H206L207 46V42L205 41V38H206V34L207 33H209L210 31H211V27L212 26H210L209 25V21L208 20H210L209 18L211 17V15L216 11V8H218V5L220 4V3H222V4H224L223 2L224 1H227V0H193L192 2V5L191 4H189V0H149V1H146V0H100ZM185 2H188L187 4H189V5H191V6H189V11L185 14V15H183L181 18H180V20H177L180 16L178 15V16H176V17H178V18H176V19H174L173 20V18H172V15H174V10H177L179 7L180 8H183V7H185L186 9H187V4L185 3ZM262 2V1H261ZM10 3H11V0H6L2 5L3 6H1L0 7V11H2V10H4V9H6L8 6L10 7ZM13 3H11V5H13ZM96 3V2H95ZM98 3H96V4H98ZM190 3H191V0H190ZM97 5V6H95L96 7V10H95V15H96V17L98 16V14H100L99 12L101 11V6L100 5ZM182 4H185L183 7H182ZM187 6V7H186ZM223 6V5H222ZM98 7L100 8V11H98ZM102 7V8H103ZM130 7V8H129ZM220 7V6H219ZM87 8V9H86ZM83 9L85 10V11H83ZM94 9V8H93ZM219 9V8H218ZM181 10H183V11H180V12H182V13H179V14H183L184 13V8L183 9H181ZM264 11V0H263V2H262V4H261V11ZM92 12H94L93 10H91ZM102 11H103V9H102ZM262 11V12H263ZM118 12H119V14H118ZM258 12V11H257ZM256 12V13H257ZM141 13H143V14H145L144 15V17L145 18H142L141 16H140V14ZM173 13V14H172ZM91 14V13H90ZM89 14V15H90ZM93 14V13H92ZM91 14V15H92ZM103 14V13H102ZM116 14H118V15H116ZM260 14V13H259ZM79 15H78V17H79ZM94 15V16H95ZM169 15H171V18L170 19H168V22H165V24L166 23H170L169 25L168 24H166V26L163 28V29H159V31H161L159 34H158V30L156 31V33L158 34H156V36L155 37H153L152 38V36H154L153 34V31H152V36L149 38V35H148V33H149V31H151V26H153L154 27V22H156V20H159L158 18L160 17V18H162V17H168ZM261 15V14H260ZM54 16V15H53ZM80 16V17H82V18H84V17H86V16ZM93 16V15H92ZM93 16V17H94ZM100 16V15H99ZM122 16V17H121ZM139 16V20H135V21H133V19L135 18V17H138ZM140 17L142 18V19H140ZM252 17H254V16H252ZM258 17V16H257ZM169 18V17H168ZM249 18V17H248ZM85 19V18H84ZM95 18H93V20H94ZM97 19H99V18H97ZM172 19V21H170ZM257 19V18H256ZM257 19V20H258ZM96 20V19H95ZM48 21V20H47ZM170 21V22H169ZM254 21H256V20H254ZM96 22H97V20H96ZM244 22H245V20H244ZM253 22V21H252ZM91 23H89V24H91ZM238 23V22H237ZM243 23V22H242ZM88 24V25H89ZM93 24V23H92ZM91 24V25H92ZM252 24V23H251ZM94 25V24H93ZM247 25V26H246ZM253 25V24H252ZM255 25V24H254ZM253 25V26H254ZM41 26H40V28H41ZM85 26L83 27V28H85ZM78 27V28H77ZM93 27V26H92ZM91 27V28H92ZM151 27V28H150ZM87 28V27H86ZM85 28V29H86ZM91 28L89 29H86L85 31H84V35L82 36L84 39H85V37H87V35L89 36V34H87V32L89 33L90 32V30H91ZM82 29V28H81ZM93 29V28H92ZM121 29V30H122ZM150 29V30H149ZM153 29V28H152ZM28 30V29H27ZM31 30V29H30ZM41 30V29H40ZM80 30V29H79ZM77 30L78 32H82V30ZM113 30H112V32H113ZM121 30H118V32L117 33H119ZM144 30H148L147 32V34L146 35H148V37L147 36H145L144 35V37H142L141 38V36H139V38L140 39H138V38H136V37H138L137 35L141 32V33H143L142 31H144ZM244 30V31H243ZM254 30H255V28H254ZM37 31H39V30H37ZM146 31H144V33H146ZM31 31H26L25 33H24V35H23V38H25V37H27V35L30 33ZM80 32V33H81ZM93 32V31H92ZM111 32V33H112ZM115 32V31H114ZM73 33V32H72ZM83 33V32H82ZM91 33V32H90ZM110 33V34H111ZM233 33L235 34V36L233 35ZM39 34V35H40ZM115 34H116V32H115ZM121 34H122V32H121ZM81 35V34H80ZM91 35V34H90ZM93 35V34H92ZM92 35H91V38H92ZM248 35V34H247ZM70 36V35H69ZM97 36V35H96ZM96 36H93V38L92 39H90L91 41H93V40H95L94 39V37L96 38ZM106 36H108V38H109V34L108 35H106ZM105 36V37H106ZM114 36V35H113ZM121 36V35H120ZM205 36V37H204ZM208 36V35H207ZM242 36V35H241ZM39 37V36H38ZM37 37V38H38ZM104 37V36H103ZM110 37H111V35H110ZM251 37V36H250ZM81 39V38H79V39H81V41L80 42H75V43H77L75 46L74 45H72L73 46V48H72V46L70 47V49H73L74 50V52H76V53H74V52H70L69 51V54L71 53V55H72V53H74L73 55H72V57L73 58H75L76 59V57H78L79 59H80V54H81V50H82V48H83V45H84V47H85V45L86 44H84V39ZM89 38H90V36H89ZM89 38H87L86 40V42H87V44H89L88 42H91L90 40L88 41V39ZM232 38V37H231ZM240 38V37H239ZM244 38V37H243ZM39 39V38H38ZM38 39H36V40H38ZM68 39V38H67ZM66 39V40H67ZM105 39V38H104ZM110 39V40H111ZM97 40V39H96ZM95 40V41H96ZM207 40V39H206ZM35 42V41H34ZM39 42V41H38ZM97 42V41H96ZM205 42H206V45H205ZM61 43V44H62ZM75 43H72V44H75ZM93 43V42H92ZM99 43V42H98ZM163 44L164 46L163 47H161V50L162 49H164L162 52V54L159 56V53H158V55L156 56H152L151 54H152V52H154L153 50H154V48H156L157 46V44ZM64 44V43H63ZM91 44V43H90ZM100 44V45H101ZM146 44H149V45H147V46H149V49L148 50H146V48H147V46H146ZM92 45V44H91ZM91 45H87V47H88V49H89V46H91ZM99 45V47H100V49H101V46ZM146 47H145V46ZM104 46V47H105ZM143 46H144V48H145V50L143 49ZM162 46V45H161ZM59 47H62V45L60 46L59 45ZM160 46H158L156 49H158ZM56 48V49H57ZM91 48V47H90ZM96 48H98L97 46H96ZM96 48H94V49H96ZM59 49V48H58ZM57 49V50H58ZM101 49V50H102ZM56 50V51H57ZM85 50V49H84ZM83 50V51H84ZM87 50V49H86ZM86 50L83 52V53H85L86 52ZM90 50H92V49H90ZM108 50V49H107ZM201 50V51H200ZM224 50V49H223ZM59 51V50H58ZM146 53H145V52ZM156 51V50H155ZM221 51V50H220ZM55 52V51H54ZM88 52H90L89 50H88ZM88 52H86V53H88ZM102 52L103 51H101V53L100 52H98V53H100V55L102 54ZM157 52H160V50H158ZM199 52H201V54L203 55V57L204 58H201V54H200V58H201V60L199 59V61L197 62V57H198V54H199ZM225 52L227 53V54H225ZM25 53V52H24ZM83 53L81 54V55H83ZM97 53V54H98ZM145 53V54H144ZM211 53H213V54H211ZM222 53H223V51H222ZM95 54V56L97 55L96 53H94ZM220 54V55H219ZM49 55V56H50ZM85 55H88V54H85ZM84 55V56H85ZM151 55V56H150ZM98 57H99V55H97ZM102 56H103V54H102ZM17 57V56H16ZM47 57V56H46ZM45 57V58H46ZM69 57H71L70 55H69ZM82 57V56H81ZM85 57H87V56H85ZM150 57H155L152 61H151V58ZM15 58V57H14ZM49 58V57H48ZM150 58V59H149ZM69 58H67V60H68ZM75 59H74V61H75ZM82 60H83V58H81ZM86 59V58H85ZM156 59V60H155ZM42 61L44 60V59H41ZM40 60V61H41ZM77 61H78V59H76ZM90 60V59H89ZM135 60V61H134ZM44 61H46V60H44ZM70 61V63L72 62L70 59L68 60V62ZM28 62V61H27ZM68 62L66 63V64H68ZM100 62V63H101ZM31 63V62H30ZM33 63V62H32ZM36 63V62H35ZM42 63V62H41ZM41 63H39V64H41ZM73 63V62H72ZM144 63V64H143ZM74 64V63H73ZM76 64V63H75ZM102 64V63H101ZM29 65H31V64H29ZM34 64H32V66H30V67H35V66H33ZM38 65V64H37ZM42 65V64H41ZM69 65V64H68ZM78 65V64H77ZM98 65V64H97ZM96 65V66H97ZM100 65V64H99ZM8 66H10V65H8ZM27 66V65H26ZM39 66V65H38ZM143 66V67H142ZM29 67V68H30ZM37 67V66H36ZM66 67V66H65ZM73 67V66H72ZM76 67V66H75ZM87 67V66H86ZM92 67V66H91ZM134 67V68H133ZM139 67V68H138ZM10 69H12L11 67H9ZM71 67L69 66V69H70ZM77 68V67H76ZM88 68V67H87ZM87 68H86V71H87ZM90 68V67H89ZM93 68H94V66H93ZM104 68H105V65H104ZM204 68V69H203ZM27 69V68H26ZM42 70L41 71H39L40 72V79L39 78H37V79H39V81H42L41 79H44L43 77H46L48 74H50L51 73V71L53 70H51V68H47V69H45V67H44V69H43V66H42V68H41ZM66 70H67V68H65ZM68 69V70H69ZM71 69H73V68H71ZM70 69V70H71ZM80 69L81 68H79V70L77 69V71H80ZM188 69V70H187ZM8 70V69H7ZM18 70V71H17ZM73 70H75V68L73 69ZM83 70V69H82ZM88 70H90V73H92L91 71L92 70H94V69H92L91 70V68L90 69H88ZM98 70H100V69H98ZM12 71H14V70H12ZM65 70L63 69V71H62V73H64L65 75H67V73H65L64 72ZM85 71V70H84ZM85 71V72H86ZM94 71H96V70H94ZM101 71V70H100ZM204 71V73H202ZM245 71V73H243ZM8 72L9 73H11V71L10 70H8ZM38 72V73H39ZM71 72V71H70ZM69 71H68V73H70ZM73 73L75 72V73H78V72H76V71H72ZM71 72V73H72ZM82 72V71H81ZM84 72V73H85ZM88 72V71H87ZM130 73L131 75V78H135V77H138V78H140L139 77V75L141 74V76L142 75H145L144 73H139V75L138 74H135V73ZM142 72V71H141ZM8 73V74H9ZM71 73H70V75H71ZM100 73V72H99ZM89 74V73H88ZM101 74H103V73H101ZM135 74V75H138V76H135V77H132L133 75ZM261 74V73H260ZM11 75V74H10ZM39 75V74H38ZM75 75V74H74ZM76 75H78V74H76ZM83 74L82 73H80L79 72V76H82ZM84 75H86V73L84 74ZM244 75V76H243ZM255 75V74H254ZM88 76V75H87ZM96 76H97V74H96ZM130 76H128L127 78H126V80H124L125 82H127L128 83V81H127V79L128 78H130ZM146 76V75H145ZM242 76H243V78H242ZM256 76V75H255ZM78 77V76H77ZM76 77V78H77ZM95 77V76H94ZM93 77V78H94ZM242 79H241V78ZM262 77H264V76H262ZM261 77V79H263L262 81H261V83H260V85H259V79L258 78H256L257 80H255V82L256 81H258V83H257V88H252L250 85V83H248V84H250L249 86H250V88H244V86L243 87H241V88H238V89H231V90H233V91H230V88L228 89V87L230 86H228L226 89H227V93L229 94V93H231L230 94V96L229 95H227V97L226 96H224L226 99V101L224 100L223 102H224V104L223 105H219V107H220V109H225L226 110V107L228 106V107H230L229 105L230 104H233L232 102H234V101H237L236 99L237 98H241L242 96L244 97V96H251V103L249 104V107H250V110H251V112H246V113H251V115L249 116L248 114V116H245V115H242L241 114V116L239 115V117L240 118H235L234 116V118L231 116V118H233V121H231V122H229L228 120H225V121H227V123L228 124H226V122L224 121V126L225 127H223V125H222V127H223V129H221V131L219 132L218 131V137L216 136V138L214 139L215 141H216V139H218L217 141H216V143H215V145L213 146V147H211V148H209L208 150L206 149V156H205V158L207 157V156H210L212 153H214L215 154V152H216V154H222V159H220L219 157L217 158V159H219L220 161H218L217 160V162H213V164L212 165H214L213 166V171H217V172H211V174L208 172V173H205L204 175H201L200 174V172L198 173V174H200L202 177L199 179V177H198V179L199 180H197L196 182H194V183H192L191 185H190V187H186V188H188V189H186V188H184V184H183V188H184V190L183 191H181V193H180V195L179 194H177V196L178 197H182L181 199H183V196H186V195H188V198L190 197V198H193V197H191V196H194V195H197V196H199V197H201L202 198V196H206V197H209V196H207V194L209 193V191L208 190H210V188L212 187L211 185L212 184H215V186H216V184H217V181L220 183V181H222L223 180V178L225 179V177H224V175L226 176V174L227 173H229V172H232L233 170L234 171H236L237 170V172H239L238 171V169H245L246 168V164L248 163V166H249V162L252 160L253 162L251 163L252 165L251 166H256L257 167V165L255 164L256 162H257V160L259 161V159H257V158H259V155L261 154V153H263L264 152V78H262ZM16 78V77H15ZM14 77H13V79H15ZM84 77L82 76V79H83ZM87 78H89V77H87ZM86 78V79H87ZM91 78H92V76H91ZM97 78V77H96ZM95 78V79H96ZM118 78H119V81H116V80H118ZM130 78V79H131ZM137 78V79H138ZM151 78V79H150ZM240 78V79H239ZM247 77H245L244 79H246ZM1 80L2 79H4L3 77H1L0 78ZM78 79V78H77ZM76 79V80H77ZM85 79V78H84ZM136 79V80H137ZM148 79V80H147ZM238 79L240 80V81H238ZM243 79V80H244ZM135 79L133 80L134 82L136 81ZM139 80V79H138ZM137 80V81H138ZM143 80V79H142ZM146 80H147V82H146ZM174 80V81H173ZM250 80V79H249ZM3 81V80H2ZM14 80H12V79H8V80H4V84L3 85H1L0 87H3L2 89H3V91H2V89H1V91L2 92H4V90H5V92L7 91V92H9L8 91V89H10L11 88V84H12V82H13ZM69 81H72L71 79L69 80ZM73 81H75V78H74V80ZM82 81V80H81ZM84 81V80H83ZM123 81V82H124ZM132 81V82H133ZM152 81H154V80H152ZM245 81V80H244ZM243 81V82H244ZM248 81V80H247ZM36 82V81H35ZM76 82V81H75ZM74 82V83H75ZM78 82V81H77ZM76 82V83H77ZM113 82H114V89H111V88H109L110 86H111V84L113 85ZM124 82V83H125ZM133 82V83H134ZM0 83H2V82H0ZM14 83V82H13ZM65 83V82H64ZM67 83V82H66ZM65 83V84H66ZM124 83L121 85V86H123L124 85ZM136 83V82H135ZM139 83V82H138ZM137 83V84H138ZM236 83V82H235ZM242 83V82H241ZM246 83V82H245ZM252 83V82H251ZM256 83H255V85H256ZM38 84H40L39 82H36V84H34V89H35V87L37 86L38 87ZM70 84V83H69ZM73 84V83H72ZM71 84V85H72ZM115 84H117V85H115ZM238 84H240V83H238ZM238 84H236V86H238ZM11 85V86H10ZM33 84H31L30 86L32 87V89H33V86H32ZM64 85V84H63ZM71 85H67V86H65L66 87V91H67V88H68V86H71ZM83 85H84V83H83ZM127 84L125 83V86H126ZM221 85V86H220ZM245 85V84H244ZM254 85V84H253ZM258 85H259V87H258ZM20 86V85H19ZM63 86V87H64ZM72 86H75L74 84L72 85ZM71 86V87H72ZM75 86V87H76ZM117 88H116V87ZM233 86H235V85H233ZM242 86V85H241ZM247 87H249L248 85H246ZM10 87V88H9ZM61 87V86H60ZM59 87V88H60ZM74 87V88H75ZM254 87V86H253ZM23 88V87H22ZM27 88H29V86H27ZM96 88H98L99 89V91H96L97 89ZM126 88V87H125ZM141 88V89H140ZM231 88H232V86H231ZM234 88V87H233ZM237 88V87H236ZM20 89V88H19ZM57 89V88H56ZM65 89V88H64ZM63 89V90H64ZM70 89V88H69ZM73 89V88H72ZM77 89V87L75 88V90ZM94 89H96V90H94ZM22 90H25V89H22ZM28 90V89H27ZM27 90H25V91H27ZM59 90V89H58ZM74 90V91H75ZM78 90V89H77ZM57 91V90H56ZM60 91V90H59ZM58 91V92H59ZM72 91V90H71ZM94 91H96V92H94ZM135 91V90H134ZM230 91V92H229ZM2 92H1V94H2ZM4 92V93H5ZM20 92V91H19ZM22 92V91H21ZM28 92H30L29 90L27 91V93ZM73 92V91H72ZM122 92V91H121ZM151 92H154V94L155 95H157V93H163V94H166L167 96V98H168V96L169 95H171L172 94V98L169 100V104H168V107L166 108V111H164V116H163V118L160 120V121H157V123L155 122L154 124H156V126H151V127H153V128H150V126H149V129H147L146 127L144 128L143 127V125H144V123H145V120H147V119H145V112H146V110H145V107H144V103H146V102H144L143 100H145L147 97L146 96H148V94L150 95V93ZM23 93V92H22ZM74 93H76V92H74ZM74 93H71V95L72 94H74ZM0 94V95H1ZM5 94H7V93H5ZM24 95H25V93H23ZM59 94H60V92H59ZM163 94L161 95V96H163ZM27 95V94H26ZM25 95V96H26ZM56 95V94H55ZM55 95L53 94V96L55 97ZM70 95V94H69ZM3 96V95H2ZM1 96V97H2ZM52 96V95H51ZM52 96V97H53ZM158 96H160V95H157L156 97H158ZM160 96V97H161ZM23 97V96H22ZM51 97V98H52ZM68 97H71V96H68ZM82 97H85L86 98V102L84 103V101L83 102H80L79 100L82 98ZM149 97H151V99H152V97H153V95L151 96H149ZM149 97H148V99H149ZM171 97V96H170ZM229 97V98H228ZM91 98V100H88V99H90ZM164 98V97H163ZM246 98V97H245ZM53 99V98H52ZM82 99H84V98H82ZM81 99V100H82ZM148 99H146L147 100V102H148ZM164 99H166V98H164ZM246 99H249V98H246ZM246 99H243V101L244 100H246ZM66 100H67V98H66ZM167 100V99H166ZM239 100V102L241 101L240 99H238ZM88 101L90 102L91 101V103H89V108L88 107H86V105H87V103H88ZM168 101V100H167ZM248 101H250V100H248ZM113 102V101H112ZM205 102V101H204ZM222 102V103H223ZM247 101H245L244 102V107L246 106L245 105V103H246ZM66 103H68V102H66ZM166 103H168V102H166ZM221 103V102H220ZM91 104V105H90ZM234 104H236V103H234ZM240 104V108H242L243 106H242V101L239 103ZM238 104V105H239ZM247 104H248V102H247ZM47 106V105H46ZM146 106V105H145ZM242 106V107H241ZM86 107V109L87 110H91L92 109V113L91 112H84L82 115V118H81V115H80V117H78V120L76 121V120H74V119H72V115L73 114H71L73 111H71L72 109H74L75 110V108H77L78 110H76V111H81L80 113H82V111H84L83 109ZM147 107V106H146ZM218 107V106H217ZM218 107V108H219ZM243 107V108H244ZM249 107L247 108V106H246V110H248L249 109ZM63 108V107H62ZM70 108V109H69ZM238 108H239V106H238ZM240 108L239 109H237L238 111L240 110ZM37 109V108H36ZM36 109H34V111L36 112ZM64 109V108H63ZM63 109L60 111V113L59 114H62V112H63ZM220 109H217V110H220ZM32 110V109H31ZM29 111V112H32V111ZM119 110V109H118ZM242 110V109H241ZM245 110V111H246ZM20 111V110H19ZM65 111V110H64ZM67 111V110H66ZM75 111V112H76ZM232 111H234V110H232ZM237 111V112H238ZM28 112V113H29ZM35 112L33 113H30V115L27 113L26 115H22V117L20 118V117H18V118H16L15 120H13V122H9L10 124L8 125V127H7V131H6V134L1 138V140H0V167L1 166H6L7 168H8V170H9V167L11 166V164L15 161V159L16 158H18L19 156H18V152H17V150L21 147L20 145L22 144V142L24 141L22 138V142L20 143H16V140H15V138H14V134H16L15 132L17 131V129H18V127L20 126V124H24V121H25V119H26V117L29 115V117L30 116H32V115H34L35 114ZM38 112V111H37ZM36 112V113H37ZM78 112V113H79ZM221 112V111H220ZM236 112V111H235ZM242 112V111H241ZM64 113V112H63ZM77 113V112H76ZM77 113V114H78ZM90 113V114H89ZM147 113V112H146ZM215 113H218L217 111H215ZM224 113V112H223ZM245 113V112H244ZM243 113V114H244ZM32 114V115H31ZM75 114V113H74ZM162 114V115H163ZM148 115V114H147ZM188 115V114H187ZM214 115V114H213ZM212 115V116H213ZM233 115H235V114H233ZM60 116V115H59ZM216 116V115H215ZM214 116V117H215ZM28 117V118H29ZM73 117H75V116H73ZM147 117V116H146ZM180 118V117H179ZM32 119H35V118H32ZM31 118H30V120H32ZM185 119H186V117H185ZM200 119V118H199ZM208 119V118H207ZM228 119V118H227ZM36 120V119H35ZM206 120V119H205ZM210 120V119H209ZM113 121H115V120H113ZM150 121V119L148 120V122ZM208 121V120H207ZM25 122H28V119H26V121ZM36 122V121H35ZM35 122H33V123H35ZM65 122V123H66ZM202 121H201V119L200 120H198V119H196V120H194V121H191V122H188L187 123V121H186V123L185 124H183V125H180L181 126V128H182V130H180V129H178V131L180 130L183 134H184V132H186L187 133V131H188V129H190V128H192L193 129V131L195 132V130H197V129H201L202 128V126H204L205 125V123H204V125L201 123ZM204 122V121H203ZM28 123H32V121L31 122H28ZM28 123L26 124V125H28ZM55 123V122H54ZM112 123H114V122H112ZM115 123V125H118V124H116ZM220 123V122H219ZM22 124V125H23ZM84 124V125H85ZM150 124V123H149ZM182 124V123H181ZM30 125V124H29ZM60 125V124H59ZM59 125H56L57 126V130L59 131V128L61 127H59ZM63 125V124H62ZM90 125V126H91ZM220 125V124H219ZM146 126H148V123H146ZM63 127H64V125H63ZM65 127V128H66ZM81 127H82V125H81ZM80 127V128H81ZM119 127V126H118ZM195 127H197V129L195 128ZM76 128H78V126L76 127ZM79 128V129H80ZM83 128V130H84V127H82ZM86 128V127H85ZM87 128H89V127H87ZM86 128V129H87ZM112 130H110V131H108L107 133V135H104L103 136V134L100 136V137H97V136H95V135H93L90 131H87V132H85L84 134H82L81 136H79L80 134H78L77 132H74L75 131V129L74 130H69L70 132H66V134L67 135H69L68 137H69V139H74V140H77L78 139V141H76L77 143L79 142V145L80 144H82L83 142H84V144H85V146L88 148V147H90L88 150H90L91 148V151L93 150V149H103V151H104V149H107V148H110V147H112L113 148V146L115 147V146H117V148H116V150H118V147H124L123 145L121 146H118V145H115V143H117L116 141H115V134H113V132L114 131H116V130H114L115 128H116V126H114L113 127V124H112ZM121 128H122V126H121ZM204 128V127H203ZM202 128V129H203ZM78 129V130H79ZM195 129V130H194ZM242 129H246V131L248 132H246L247 134H248V136L246 135V138H241V137H239L240 135H244L243 133L241 134L240 133V131L241 132H243L242 131ZM66 130V129H65ZM90 130V129H89ZM109 130V129H108ZM119 130V129H118ZM62 131L63 132H65L63 129H62ZM85 131V130H84ZM107 131V130H106ZM190 131H191V129H190ZM239 131V132H238ZM61 133V135L59 136L60 138H62L63 137V140H64V135H62V134H64V133ZM83 132V131H82ZM82 132H80V130H79V133H82ZM192 132V131H191ZM197 132V131H196ZM202 132V131H201ZM114 133H116V132H114ZM120 133H121V131H120ZM204 133V132H203ZM240 135H239V134ZM57 134V133H56ZM58 134H60L59 132H58ZM57 134V135H58ZM65 134V135H66ZM193 134L194 133H192V136H193ZM216 134V135H217ZM53 135V134H52ZM66 135V136H67ZM120 135V134H119ZM119 135H116V136H119ZM174 135V134H173ZM205 135V134H204ZM239 135V136H238ZM79 136V137H78ZM123 136V135H122ZM181 136V135H180ZM188 136H191V135H188ZM214 136V135H213ZM200 137V136H199ZM66 138V137H65ZM179 138V137H178ZM18 139H20V137L18 138ZM25 139V138H24ZM51 139V138H50ZM68 139V138H67ZM124 140L123 141H125V137L123 138ZM174 139V138H173ZM62 139H61V141L60 142H62L63 141ZM183 140V139H182ZM193 140V139H192ZM18 141H20V140H18ZM70 141V140H69ZM68 141V142H69ZM122 141V142H123ZM127 141V140H126ZM51 142H52V140H51ZM70 142H74V141H70ZM194 142V141H193ZM211 142H213V141H211ZM63 143V142H62ZM172 143V142H171ZM214 143V142H213ZM72 144V143H71ZM84 144H82V145H84ZM118 144V143H117ZM16 145H18V147L16 146ZM64 145V144H63ZM67 144H65V146H66ZM73 145H76L75 144V142H74V144ZM73 145H72V147H73ZM82 145H80V147L81 148H79V146L78 145H76L75 147H78L77 148V150L79 149V151L82 149ZM170 145V144H169ZM172 145V144H171ZM209 145V144H208ZM207 145V146H208ZM23 146V145H22ZM58 146V145H57ZM71 146V145H70ZM85 146H83V147H85ZM212 146V145H211ZM17 147V148H16ZM59 147V146H58ZM72 147H71V150H70V152L67 154V156H66V159H67V163H65V164H62V165H64V171L62 172V177H63V174L65 175L66 173L68 174L69 173V168L72 166V165H74V163L77 161V160H79V158H80V156L81 155H79V151L78 152H74L73 150L74 149H72ZM191 147V146H190ZM59 148H61V147H59ZM74 148V147H73ZM111 149V148H110ZM110 149H107V152L109 153H111V151L113 150H111L110 151ZM115 149V148H114ZM63 150H65V149H62V153H64L63 152ZM84 150H86L85 148H84ZM84 150H82V151H84ZM88 150H86V151H88ZM123 150V149H122ZM145 150V149H144ZM85 151V153L87 154L88 152H86ZM96 151V150H95ZM61 151H59V153H60ZM94 152V151H93ZM97 152V151H96ZM96 152H94L95 154H96ZM112 152H115V150L114 151H112ZM118 152V151H117ZM119 152H120V149H119ZM126 152V153H127ZM139 152V151H138ZM51 153V152H50ZM53 153V152H52ZM62 153H60V155H62ZM81 153V152H80ZM98 154H99V152H97ZM101 153H102V151H101ZM116 153V152H115ZM121 153V152H120ZM142 152H139V153H137L138 154V156L141 154ZM202 153H203V151H202ZM228 153V154H227ZM58 154V152H56V154L55 155H57ZM66 154V153H65ZM65 154H63L64 156H65ZM82 154V153H81ZM91 154H93L92 152H91ZM91 154H88V155H82V157L84 156V157H88L89 155L91 156ZM97 154V155H98ZM113 154V153H112ZM125 154V153H124ZM128 154V153H127ZM143 154H144V152H143ZM203 154V155H204ZM215 154V155H216ZM220 154V155H221ZM3 155H4V158H3ZM52 155V154H51ZM59 155V156H60ZM94 155V154H93ZM152 155V154H151ZM202 155V154H201ZM58 156V155H57ZM89 156V157H90ZM99 156V155H98ZM97 156V157H98ZM114 156V155H113ZM137 156V155H136ZM198 156V155H197ZM196 156V157H197ZM214 156V155H213ZM255 156H258L257 158H256V160H255ZM47 157H49V156H47ZM51 157V156H50ZM56 157V156H55ZM92 157V156H91ZM199 157V156H198ZM201 157V156H200ZM212 157V156H211ZM210 157V158H211ZM216 157V156H215ZM215 157H214V159H215ZM261 157H263L264 158V155L262 154V156ZM260 157V158H261ZM59 158H61V157H59ZM59 158H58V160H59ZM95 158V157H94ZM204 158V159H205ZM208 158V157H207ZM206 158V159H207ZM46 160L45 161H47V159L49 160L50 158H45ZM54 158L52 157V160H53ZM56 159V158H55ZM62 160H63V158H61ZM81 159V158H80ZM82 159H84V158H82ZM81 159V160H82ZM87 159V158H86ZM90 159V158H89ZM97 160L99 159V158H96ZM95 159V160H96ZM202 159V158H201ZM213 159V160H214ZM51 160V159H50ZM52 160H51V162H52ZM79 161V166H81L80 165V162H82V161ZM93 161L94 159L92 158V159H90V160H86V161ZM95 160L93 161L94 163H97V162H95ZM199 160V159H198ZM263 160V159H262ZM44 161V160H43ZM43 161H42V163H43ZM57 159L55 160V164H57ZM64 161V160H63ZM62 161V162H63ZM91 161V164H87V165H91L92 166V162ZM199 161H201V160H199ZM255 161V162H254ZM260 161H261V159H260ZM39 162V161H38ZM37 162V163H38ZM49 162V161H48ZM48 162H47V164H48ZM65 162V161H64ZM83 162H85V160L83 161ZM189 162H191V161H189ZM196 162V161H195ZM195 162H193V163H195ZM263 164H264V162L263 161H261ZM261 162H260V165H261ZM15 163V162H14ZM35 163V162H34ZM38 164L37 166H39L40 167V165H45L44 163L43 164ZM50 163V162H49ZM53 163V162H52ZM52 163H50L52 166H53V169H55L54 168V166H56L54 163L52 164ZM59 164V165H58ZM57 164V166H56V168H58V167H60V170H62V168H61V163H58ZM84 164V163H83ZM85 164H86V162H85ZM188 164H190V163H188ZM188 164H186V165H188ZM209 164H210V162H209ZM255 164V165H254ZM51 165H49V167L51 166ZM61 165V166H60ZM87 165H84V166H87ZM193 164L191 163L190 164V166H192ZM12 166H13V164H12ZM46 166H48V165H46ZM99 166V165H98ZM250 166V167H251ZM259 166V165H258ZM73 167V166H72ZM71 167V168H72ZM209 167H210V165H209ZM262 168H263V166H261ZM261 167H259V168H261ZM2 168V167H1ZM45 168V169H44ZM52 167H50L49 169L47 168V167H42V169H44V170H50ZM89 168V167H88ZM211 168V167H210ZM252 168V167H251ZM258 168V167H257ZM258 168V169H259ZM37 169V168H36ZM150 169H151V167H150ZM215 169H217V170H215ZM254 169L256 170V168L254 167ZM43 170V171H44ZM60 170H58V172H61ZM71 170V169H70ZM149 170V169H148ZM208 170V169H207ZM219 170H221L220 172H219ZM247 170V172L249 173V171L250 170H248V168L246 169ZM252 170H253V168H252ZM254 170V171H255ZM261 170V169H260ZM3 171V170H2ZM5 171V170H4ZM40 171H42V170H40ZM51 171V170H50ZM50 171H49V173H50ZM96 171V170H95ZM145 171V170H144ZM211 171V170H210ZM254 171H251L252 173L254 172ZM262 171V170H261ZM263 171H264V169H263ZM6 172V171H5ZM45 172V171H44ZM52 172V171H51ZM58 172H57V174H58ZM172 172H174V171H172ZM171 172V173H172ZM204 172V171H203ZM207 172V171H206ZM245 171L243 170V173H244ZM251 172H250V176H254V177H258L259 178V176H258V174L256 175L255 173V175L253 174H251ZM260 172V171H259ZM4 173V172H3ZM8 173V172H7ZM6 173V174H7ZM48 172L46 171V175H44L45 177H46V179H47V175H48V177H50L49 176V173L47 174ZM236 173V172H235ZM242 172L240 173V175L241 174H243ZM246 173V172H245ZM262 173V172H261ZM260 173V174H261ZM56 174V173H55ZM259 174V175H260ZM199 175V176H200ZM240 175H239V177H237V178H241L240 177ZM244 175V174H243ZM243 175H242V177H243ZM263 176H264V173L262 174ZM262 175H260V176H262ZM3 176H5V173L3 174ZM66 176V175H65ZM230 175H228V177H229ZM249 176V177H250ZM55 177H60V176H55ZM55 177H53L52 176V178L51 179H53V181L50 179V181H52V183L54 182V180H55ZM62 177H60V180H59V182L61 183L62 182ZM196 177V176H195ZM195 177H194V179H195ZM227 177V176H226ZM235 177V176H234ZM233 177V178H234ZM245 177H246V175H245ZM249 177H248V179H249ZM171 178V177H170ZM230 178V177H229ZM228 178V179H229ZM232 178V177H231ZM232 178V179H233ZM59 179V178H58ZM197 179V178H196ZM227 179V178H226ZM247 179V177L245 178V179H240V180H238V182H243V181H245ZM247 179V180H248ZM261 179H263L264 180V178H262V177H260V179H258L257 181L259 182ZM46 181V180H45ZM56 181V180H55ZM65 181V180H64ZM233 180H231V182H232ZM235 181V180H234ZM237 181V180H236ZM256 181V180H255ZM254 181V179H250L249 181H248V183H246V185H244V188L242 187V190H241V188L240 187H236V190L239 188L240 190L238 191V192H236L235 191V189H234V192L235 193H237L238 195H236L235 193H233V194H235L234 196H232V195H228L229 194V192L231 191L230 189L229 190H227V188H225L224 186L227 184H224L225 182H222L221 184H224V186L223 185H221L222 187H224V190L226 189L227 191H229L226 195H228L227 196V198L225 197V198H223L224 197V195L223 196H221V198H222V200H219V201H223V199H225L223 202V204H222V206L224 207V206H228L226 209L228 210V208H230V207H232L231 205H233V206H236L237 207V205L239 204L238 202H240V201H242V202H245V200H246V198H247V200L249 199V196H251L252 197V195L254 194L255 195V193H256V190H255V188H257L258 186V184H259V186H260V184L261 185H263L261 182H262V180L258 183L257 181L255 182ZM49 182V181H48ZM48 182L46 183V184H48ZM57 182V181H56ZM58 182V183H59ZM73 182V181H72ZM183 182H185V181H183ZM189 182H190V180H189ZM192 182V181H191ZM229 182V181H228ZM246 182V181H245ZM244 182V183H245ZM28 182H26V184L25 185H27V187H28V184H27ZM44 183V182H43ZM50 183V182H49ZM59 183V184H60ZM112 183V182H111ZM173 183V182H172ZM254 183H258L257 185L256 184H254ZM45 184V185H46ZM59 184H58V186H59ZM187 184H189V183H187ZM206 184V185H205ZM235 185H234V187L233 188H235V186H237L238 184L237 183H234ZM252 184H254V186H256V187H254ZM49 186L51 185V184H48ZM54 185V186H53ZM53 187L52 188H54L55 189V187H57V186H55V184L53 183ZM61 185V184H60ZM168 185V184H167ZM241 185V184H240ZM250 185H252V186H250ZM33 186V188H35L36 186H34V185H32ZM49 186H44L45 187V189H47ZM62 186V185H61ZM185 186H186V184H185ZM218 186V185H217ZM228 186V185H227ZM232 186H233V183L231 184V189H232ZM239 186V185H238ZM29 187H30V184H29ZM40 189L42 188L41 186H38ZM44 187H43V189H44ZM47 187V188H46ZM152 187V186H151ZM182 187V186H181ZM213 187H214V185H213ZM229 187V186H228ZM249 187H253V190L254 191H252V188H251V191H250V188ZM263 187V186H262ZM32 188V187H31ZM31 188H30V190H31ZM32 188V189H33ZM50 188H51V186H50ZM201 188H203V191H202V189ZM215 188V187H214ZM219 187H217V189H218ZM264 188V187H263ZM58 189V188H57ZM151 189V188H150ZM223 189V188H222ZM221 189V190H222ZM258 189H260L259 187H258ZM257 189V190H258ZM29 190V191H30ZM111 190V189H110ZM117 189L115 188V189H113L112 190V193L114 194L115 193V191H116ZM214 190V189H213ZM261 190V189H260ZM28 191V190H27ZM28 191V192H29ZM43 191V190H42ZM52 191V190H51ZM61 191V190H60ZM144 191H146V189L144 190ZM144 191H142V194H143V192ZM208 191V192H207ZM210 191H212V189L210 190ZM223 191V190H222ZM222 191L221 192H219L218 191V194L220 193H222ZM226 191V192H227ZM44 192V191H43ZM47 192V191H46ZM103 192V191H102ZM147 192H149V190H147L146 191V193ZM252 192H254V193H252ZM257 192H259V191H257ZM30 193V192H29ZM49 193V192H48ZM47 193V194H48ZM111 193V194H112ZM139 193V192H138ZM145 193V192H144ZM211 193V192H210ZM212 193H214L213 191H212ZM216 193H217V190H216ZM215 193V194H216ZM252 193V195H250ZM43 194V196H45L46 197V194H44V193H42ZM219 194V195H220ZM231 194V193H230ZM257 194L258 193H256V195L255 196H257ZM150 195V194H149ZM176 195V194H175ZM209 195H211V194H209ZM222 195V194H221ZM41 197V198H45V197ZM107 196V195H106ZM142 196V195H141ZM145 196H147V195H144V197ZM173 196V195H172ZM218 196V195H217ZM216 196V197H217ZM255 196H253V197H255ZM262 196H264V193H263V195ZM259 197V196H258ZM137 198V197H136ZM186 199H188L187 197H185ZM194 198H195V196H194ZM219 198V197H218ZM217 198V199H218ZM138 199V198H137ZM140 199V198H139ZM180 199V200H181ZM186 199H184V200H186ZM252 198H250V200H251ZM254 199H256V197L254 198ZM254 199L252 200V201H254ZM261 199H263V198H261ZM260 199V197L258 198V200H260L261 201V203H262V200ZM42 201H43V199H41ZM175 200H177V199H175ZM180 200H178L177 202H180ZM196 200V199H195ZM214 200H215V198H214ZM244 200V201H243ZM246 200V201H247ZM110 201V200H109ZM108 200H107V198L106 197H104V198H102V201L100 202V204H99V206H100V209L102 208H106V206L108 205L107 203L109 202ZM192 201L194 202V200L192 199ZM205 201V200H204ZM264 201V200H263ZM198 202V201H197ZM212 202H213V200H212ZM241 202V203H242ZM167 203H168V201H167ZM166 203V204H167ZM187 203V202H186ZM186 203H184V204H186ZM188 203H190L189 201H188ZM196 203V202H195ZM217 202H215L214 204H216ZM220 203V202H219ZM175 204H177V203H175ZM174 204V205H175ZM180 205H181V203H179ZM178 204V205H179ZM245 204V207H247L246 206V203H243V205ZM248 204V203H247ZM111 205V204H110ZM173 205V206H174ZM183 205V204H182ZM213 205V204H212ZM212 205H209V206H211L212 208H213V206ZM220 205V204H219ZM241 207H240V209L242 208V205L241 204H239ZM252 205H254L253 203H252ZM251 205V206H252ZM264 205V204H263ZM170 206V205H169ZM230 206V207H229ZM250 206V207H251ZM259 206V205H258ZM79 207V206H78ZM130 207V206H129ZM165 207H166V205H165ZM172 207V206H171ZM175 207V206H174ZM180 207V206H179ZM239 207V206H238ZM249 207V208H250ZM217 209V207H215L214 206V208L213 209ZM225 208V207H224ZM235 208V207H234ZM234 208L233 209H230L231 211L233 210L234 211ZM259 208V207H258ZM100 210L99 212H102L103 210ZM126 209V208H125ZM124 209V210H125ZM129 209V208H128ZM168 209H169V207H168ZM179 209V208H178ZM177 209V210H178ZM226 209H224V210H226ZM236 209V208H235ZM242 209H244V210H246L247 209V211H245L246 213L247 212H249L248 210H250V209H248V208H242ZM255 209H257V208H255ZM255 209H253L254 211H255ZM261 209V208H260ZM259 209V210H260ZM263 209V208H262ZM131 210H132V205H131ZM144 210V209H143ZM163 210V209H162ZM161 210V211H162ZM166 210H167V207H166ZM171 210V209H170ZM175 210H176V207H175ZM177 210L175 211V212H177ZM220 210H221V208H220ZM219 210V211H220ZM224 210H221L220 212H224ZM239 210V209H238ZM244 210H240L241 212L243 211L244 212ZM252 210V211H253ZM258 210V209H257ZM264 210V209H263ZM142 211V210H141ZM180 211H181V209H180ZM203 211V210H202ZM232 211V212H233ZM251 211V212H252ZM253 211V212H254ZM129 212H130V210H129ZM148 212V211H147ZM147 212H144V214L146 215V214H148ZM154 212V211H153ZM164 212H165V210H164ZM170 212L171 211H169V210H167V212H165L166 213V215H168V214H170ZM174 212V211H173ZM174 212V213H175ZM204 212V211H203ZM218 212V211H217ZM222 212V214H224ZM231 212V213H232ZM235 212V211H234ZM243 212H242V214H243ZM255 212H257V211H255ZM126 213V212H125ZM134 213V212H133ZM132 212H131V214H133ZM143 213V212H142ZM174 213H172L171 212V214H173L174 215ZM182 213H184L183 211H182ZM199 213H200V211H199ZM199 213H197V214H199ZM219 213V212H218ZM218 213H216V214H218ZM227 213V212H226ZM238 213V212H237ZM245 213V214H246ZM127 214V213H126ZM137 214V213H136ZM136 214H135V217H136ZM141 214V213H140ZM144 214H142V215H144ZM157 214V213H156ZM215 214V215H216ZM236 214V213H235ZM240 212H239V215L241 216L242 215ZM245 214H243L244 215V217L246 218L247 216H245ZM248 214V217H249V213H247ZM49 215V214H48ZM122 217H126V215L124 216L122 213L120 214ZM129 215H130V213H129ZM129 215H127L128 217H129ZM144 215V216H145ZM150 215V214H149ZM158 215V214H157ZM219 215H221V214H219ZM231 214H229V216H230ZM236 215H238V214H236ZM242 215V216H243ZM40 216V215H39ZM42 216V215H41ZM147 217H148V215H146ZM150 216H152V215H150ZM163 216V215H162ZM227 216H228V214H227ZM240 216H238V218L237 217H234V219L233 220H237V219H239L240 218ZM97 218H98V216H96ZM138 217V216H137ZM164 217H167V216H164ZM169 217H170V215H169ZM168 217V218H169ZM185 217V216H184ZM233 217V216H232ZM4 218V217H3ZM95 218V217H94ZM100 218V217H99ZM119 218H120V216H119ZM150 218V217H149ZM148 218V219H149ZM152 218V217H151ZM154 218H156V216L154 217ZM153 218V219H154ZM222 218V217H221ZM225 219H226V217H224ZM228 218V217H227ZM242 218V217H241ZM244 218V219H245ZM251 218V217H250ZM10 219V218H9ZM62 219V218H61ZM122 219V218H121ZM120 219V220H121ZM133 219H134V214H133ZM136 219H139V218H135L134 219V221H136ZM142 219V218H141ZM153 219L151 220H149L148 222H147V224H149L150 222H152L153 221ZM165 219H167V218H165ZM247 219V218H246ZM245 219V220H246ZM123 220V219H122ZM146 220H147V218H146ZM221 220V219H220ZM126 221V223H127V220H124L123 222H125ZM142 221V220H141ZM140 220H139V222H141ZM186 221V220H185ZM188 221V220H187ZM232 221V220H231ZM238 221V220H237ZM242 221V220H241ZM18 222V221H17ZM90 222L91 223H95V219H92L91 221H89V224H90ZM116 221H115V219H114V222L113 223H115ZM243 222V221H242ZM241 222V223H242ZM4 223V222H3ZM7 223V221L5 220V224ZM8 223H11V222H9L8 221ZM8 223H7V227H4L5 229H4V231L6 230L7 232L9 231V230H7L8 229V227H9V225H8ZM132 223V222H131ZM156 223H157V221H156ZM233 223V221L231 222V224ZM240 223V224H241ZM255 223V222H254ZM2 224V223H1ZM4 224V225H5ZM120 224H122L121 223V221H120ZM119 224V225H120ZM125 224V223H124ZM124 224H122V226L124 225ZM146 224V223H145ZM152 224H153V222H152ZM154 224H155V220H154ZM153 224V225H154ZM234 224V223H233ZM235 224H236V222H235ZM234 224V225H235ZM237 224H239V223H237ZM239 224V225H240ZM243 224V223H242ZM4 225H2V226H4ZM12 225V224H11ZM36 225V224H35ZM127 225V224H126ZM125 225V226H126ZM131 225H133V223L131 224ZM130 225V226H131ZM152 225V226H153ZM251 225V224H250ZM89 226V225H88ZM113 226V225H112ZM122 226L120 227V228H122ZM125 226H123V227H125ZM145 226V225H144ZM144 226H143V228H144ZM150 226V225H149ZM148 226V227H149ZM91 227H93V226H90V229H91ZM232 227V226H231ZM235 227H236V225H235ZM3 228V227H2ZM1 228V229H2ZM27 228V227H26ZM32 228H33V226H32ZM87 228V227H86ZM126 228V227H125ZM129 228V227H128ZM127 228V229H128ZM152 228V227H151ZM0 229V230H1ZM10 229H11V227H10ZM124 229V228H123ZM132 229V228H131ZM146 229V228H145ZM148 229V228H147ZM231 229H233V227L231 228ZM258 229V228H257ZM259 229H260V227H259ZM30 230V229H29ZM94 230V229H93ZM99 230V229H98ZM97 230V231H98ZM130 230V229H129ZM133 230V229H132ZM135 230H136V232L139 230H142V229H139L138 228V230H137V228H135ZM237 230V229H236ZM235 230V231H236ZM254 232L255 231H257V230H254V229H252ZM3 230H2V232L0 231V233L2 234L3 232H4ZM100 231V230H99ZM106 231V230H105ZM134 231V230H133ZM133 231H131V232H129V231H123V230H121V229H119V228H113V229H111L110 230V232L108 233V232H106L107 234H106V236H107V238H109L108 236H111V238L113 239L114 237H117V236H119V235H126L125 237H126V239H125V241L122 243V242H120L119 244H120V246L122 245V244H124L125 242H129V241H132V240H136V236L137 235H134V232ZM230 231V230H229ZM233 230H231L229 233H226V234H229V235H231L230 233L232 232ZM252 231V232H253ZM47 232V231H46ZM48 232H50V230L48 231ZM89 232H91V230H89ZM100 232H104V230L103 229H101V231ZM136 232H135V234H136ZM86 233H88V232H86ZM94 233H96V230L94 231ZM93 233V237H94V234ZM233 233V232H232ZM235 233H237V232H235ZM234 233V234H235ZM12 234V233H11ZM98 234V233H97ZM96 234V235H97ZM255 234H257V233H255ZM4 235V234H3ZM49 235V234H48ZM47 235V236H48ZM96 235H95V237H96ZM100 235V234H99ZM236 235V234H235ZM235 235H233L232 234V236H235ZM28 236H29V234H28ZM227 236V235H226ZM226 236H223V238L224 237H226ZM237 236V235H236ZM5 237V236H4ZM8 237V236H7ZM39 237H41V236H39ZM88 237H90L89 235H88ZM91 237H92V235H91ZM105 237V236H104ZM97 238H98V235H97ZM96 238V239H97ZM220 238V240H221V237H219ZM235 238V237H234ZM28 239V238H27ZM89 239H91V238H89ZM94 239V238H93ZM92 239V240H93ZM96 239H94V241L96 240ZM115 239V238H114ZM119 239H120V237H119ZM122 239V238H121ZM228 239H229V237H228ZM30 240V239H29ZM37 241H38V237H37V239H36ZM100 241L99 242H101V239H99ZM106 240L107 239H104L103 240V237H102V242L101 243H104L105 242V244H106ZM109 240H111L110 238H109ZM138 240V239H137ZM219 240V241H220ZM227 240V239H226ZM1 241V240H0ZM91 241V240H90ZM98 241V240H97ZM97 241H95L96 243H97ZM117 241H121V240H117ZM117 241L115 240V242H116V244H114V241H113V244L114 245H118L117 244ZM123 241V240H122ZM3 242V241H2ZM30 242V241H29ZM32 242V241H31ZM91 242H93V241H91ZM107 242H108V240H107ZM111 242V241H110ZM135 242V241H134ZM222 242V241H221ZM1 243V242H0ZM35 243V242H34ZM87 243V242H86ZM137 243V242H136ZM37 244V243H36ZM36 244H33V245H36ZM110 244V243H109ZM112 244V245H113ZM133 244V243H132ZM218 244H220V243H218ZM31 245V244H30ZM97 248H96V250H98V247L100 246L98 243H97ZM111 245V244H110ZM113 245V246H114ZM217 245V244H216ZM96 246V245H95ZM145 246V245H144ZM235 246V245H234ZM114 247H116V246H114ZM176 246H174V248H175ZM36 248V247H35ZM100 248V247H99ZM118 248H120L119 246H118ZM123 248V249H122ZM148 248V247H147ZM150 248V247H149ZM173 248V249H174ZM179 248V247H178ZM33 249V248H32ZM115 249V248H114ZM121 249L122 250H125L124 249V247L122 246L121 247ZM136 249V248H135ZM141 249V248H140ZM146 249V248H145ZM144 249V250H145ZM160 249V247L158 248V250ZM163 249H165V248H163ZM169 249V248H168ZM176 250H177V248H175ZM184 249H185V247H184ZM142 250V249H141ZM149 250V249H148ZM157 250V251H158ZM162 250V249H161ZM183 250V249H182ZM217 250V249H216ZM216 250H214V251H216ZM238 250V249H237ZM130 251V250H129ZM143 251V250H142ZM147 251V250H146ZM214 251H212V253L214 252ZM35 252V251H34ZM94 252V251H93ZM164 252H166V251H164ZM169 252H171L170 250L168 251V253ZM126 254H127V249H126V252H125ZM125 253H123V254H125ZM162 253H163V251H162ZM161 253V254H162ZM176 253V252H175ZM181 253V252H180ZM215 253V252H214ZM214 253L213 254H210V256H209V258H207V259H205L204 261H208V259H210L211 258V256L212 255H214ZM119 254V253H118ZM121 255H123L122 253H120ZM173 254V253H172ZM177 254V253H176ZM244 255V254H243ZM176 256V255H175ZM170 256L169 257V259H164V260H162V261H158V262H147V263H145V264H187V260L189 259L188 258V256L187 257H185L184 255H181V256ZM122 257V256H121ZM192 257V256H191ZM123 259H124V257H122ZM126 258V257H125ZM193 258H194V256H193ZM192 258V259H193ZM199 258V257H198ZM135 259V258H134ZM233 259V258H232ZM127 260H128V258H127ZM138 260V259H137ZM226 260V259H225ZM121 261H122V259H121ZM194 261H195V259H194ZM236 261V260H235ZM130 262V261H129ZM135 262V264H136V262H138V261H134ZM144 262V261H143ZM139 263V262H138ZM137 263V264H138ZM198 263V262H197ZM210 263V262H209ZM140 264H143L142 263V261L140 262ZM190 264V263H189ZM201 264V263H200Z\"/></svg>", "mask_w": 264, "mask_h": 264}]
</instances>
